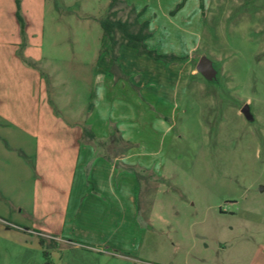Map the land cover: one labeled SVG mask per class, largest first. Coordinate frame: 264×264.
Returning a JSON list of instances; mask_svg holds the SVG:
<instances>
[{"label":"rangeland","instance_id":"374dc122","mask_svg":"<svg viewBox=\"0 0 264 264\" xmlns=\"http://www.w3.org/2000/svg\"><path fill=\"white\" fill-rule=\"evenodd\" d=\"M111 1L0 0L20 41L0 45V65L23 62L6 69L16 104L47 124L23 160L0 159V264H264V0H118V18L149 22L150 50L183 57L170 63L125 46L113 62L99 24ZM202 56L215 81L196 72ZM84 127L136 162L135 198L127 186L116 205L66 208Z\"/></svg>","mask_w":264,"mask_h":264},{"label":"crops","instance_id":"0c3cea01","mask_svg":"<svg viewBox=\"0 0 264 264\" xmlns=\"http://www.w3.org/2000/svg\"><path fill=\"white\" fill-rule=\"evenodd\" d=\"M12 10L11 12H13ZM10 15L6 14V19L3 20L0 18L1 21H5L6 24L9 25L7 32L5 31L6 34L9 33L6 41L3 40V38H5V33H3V31L0 33V45H2L1 48L4 55L6 54L4 51L6 47L4 46L15 47L18 46L20 42L19 29L14 20V14L13 16ZM15 64L18 68H24L23 62L21 66H19V63ZM15 64L4 61L2 65H0V69H2L0 72V159L3 160L2 163L7 162L6 159L12 158L15 150L18 153V158L16 157L17 160H23V158L28 156V149H30V145L33 143L32 141L36 140L37 145H39L40 137L38 133H41L44 137L46 136L44 130L47 124L46 119L42 118V112L39 111L36 119L33 121V126L30 127V116L28 117V113L23 110L20 104H16L19 99L18 94L20 91L18 90V92H16L14 88H12V81L14 79H12V75L6 71V69L12 68ZM20 88L22 91L23 86H20ZM90 120L91 118L89 117L87 123L90 124ZM89 130L97 139L100 137L95 127H91ZM56 138V134H53L49 141L47 140L48 143L53 144V148L56 145ZM101 138L105 139L106 137L101 136ZM45 141L42 143H45ZM87 142H83V136H80V138H78V135L75 136L74 146L77 151L73 159L74 165L70 185L68 187L69 191L66 208H70L71 206L70 196L72 195L75 197L76 202L78 200L81 201L80 204L91 205L95 204V202L98 204L105 203L107 198H109L112 204H114V202L118 203L119 195L125 193V188H127V186L133 191V198H135L137 196V185L135 184L136 182L134 180L133 182L131 179V176H135V174L129 172L125 167L135 166L136 162L126 160L125 157H112V161H110L105 157L106 153L104 151H102L103 156L94 159L93 147L96 145V142ZM100 142H105L106 145H109V141L107 140H100ZM8 154L11 155L7 156ZM56 158V155L51 156L49 161L53 160L55 162ZM119 161L121 163H118ZM84 173H88L87 179ZM91 177L93 179H91ZM122 208L124 209L123 205ZM92 219L101 221L102 214L99 213L98 215H94Z\"/></svg>","mask_w":264,"mask_h":264},{"label":"trees","instance_id":"16d2710c","mask_svg":"<svg viewBox=\"0 0 264 264\" xmlns=\"http://www.w3.org/2000/svg\"><path fill=\"white\" fill-rule=\"evenodd\" d=\"M14 1L18 7L19 0ZM185 1L186 0H182V2L176 6V10L180 9ZM117 3L118 0H112L108 6V15L99 21L103 37L109 41L110 53L114 63L117 61L116 51L122 46L134 49L140 56L145 55L155 61H162L163 63H170L172 61L183 59L182 56H176L174 54H158L156 51L150 50L146 45V41L152 37V32L149 31V22L146 20L140 22L139 17L141 13L138 12L134 14L133 10L130 12V14L133 15L132 17L125 20L118 18L117 11L114 9ZM199 6L202 7V0H199ZM17 19L20 22L18 15ZM111 134V140L113 139L111 142L116 144L123 143V140L117 135V129L114 128L113 131H111ZM114 134L117 136L114 137ZM83 138L88 142H96V145L100 146V148L107 153L109 149L108 145H106L105 142H100V140L97 139L87 127L83 128ZM105 157L112 161V158L108 156V154H105ZM128 171L137 176L134 166L128 167Z\"/></svg>","mask_w":264,"mask_h":264},{"label":"water","instance_id":"95a60500","mask_svg":"<svg viewBox=\"0 0 264 264\" xmlns=\"http://www.w3.org/2000/svg\"><path fill=\"white\" fill-rule=\"evenodd\" d=\"M195 68H196V72L200 74L206 81L211 82L216 80L217 71L214 68L212 61L206 58L205 56L199 58ZM240 113L249 122L253 120L248 104H244L241 107Z\"/></svg>","mask_w":264,"mask_h":264}]
</instances>
